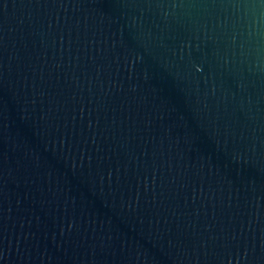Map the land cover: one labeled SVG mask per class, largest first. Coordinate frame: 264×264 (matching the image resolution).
I'll use <instances>...</instances> for the list:
<instances>
[{"label":"water","instance_id":"obj_1","mask_svg":"<svg viewBox=\"0 0 264 264\" xmlns=\"http://www.w3.org/2000/svg\"><path fill=\"white\" fill-rule=\"evenodd\" d=\"M0 264H264V0H0Z\"/></svg>","mask_w":264,"mask_h":264}]
</instances>
